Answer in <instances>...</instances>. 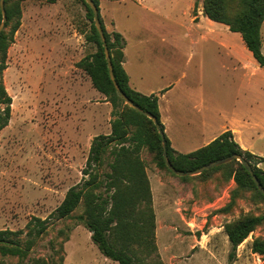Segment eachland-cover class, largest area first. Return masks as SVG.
Returning <instances> with one entry per match:
<instances>
[{
	"label": "rangeland",
	"instance_id": "obj_1",
	"mask_svg": "<svg viewBox=\"0 0 264 264\" xmlns=\"http://www.w3.org/2000/svg\"><path fill=\"white\" fill-rule=\"evenodd\" d=\"M99 5L106 29L126 38L128 55L160 53L151 65L155 75H175V82L185 71L184 81L211 84L217 108L232 114H246L257 107L254 87H264V67L258 65L240 33L203 13V0H99ZM20 6L21 24L2 72L12 105L9 124L0 132V229L12 230H26L33 216H50L68 188L83 180L95 133L111 129L106 97L91 82L86 84L90 77L76 66L96 50L87 39L90 20L83 2L22 0ZM261 35L264 52V22ZM79 76L81 83L72 84V77ZM89 112L101 119L97 130L84 129ZM107 155L100 169L102 178L110 171L112 157ZM139 156L155 216V260L264 264V254L251 250L255 237L264 238V222L233 256L224 231L227 222L242 215L264 214V201L253 191L238 189L223 169L183 179L160 169L147 148ZM95 192L106 194L104 188ZM84 212L82 203L71 217L51 218L28 257L48 258L51 264L61 258L63 264H118L99 251L90 231L75 218ZM0 261L28 263L1 253Z\"/></svg>",
	"mask_w": 264,
	"mask_h": 264
},
{
	"label": "trees",
	"instance_id": "obj_2",
	"mask_svg": "<svg viewBox=\"0 0 264 264\" xmlns=\"http://www.w3.org/2000/svg\"><path fill=\"white\" fill-rule=\"evenodd\" d=\"M21 1L5 0L7 22L5 29L0 32V132L9 124L11 118L12 97L3 83L2 72L7 66L8 48L21 24ZM81 1L90 20L87 39L95 43L96 50L81 58L76 66L90 77L93 87L110 102L111 130L107 134H97L92 138L83 169V180L68 188L63 200L49 217L42 219L33 216L27 222L26 230L0 229V253L3 256H17L22 262L27 261V264H51L48 258L32 259L28 256L38 239L47 232L52 223L51 218L71 217L76 208L83 203L85 212L76 215L75 218L91 232L92 242L105 257L118 264H163L154 258L157 253L154 237L155 216L149 181L144 163L139 156L140 151L147 148L160 169L172 171L164 161L161 136L153 120L129 105H124L123 98L116 91L110 78L103 43L93 20L92 9L85 0ZM94 1L100 11L99 0ZM203 13L213 21L226 24L231 31L240 33L258 65L264 67L261 35L264 0H203ZM100 19L119 86L134 103L155 115L164 129L157 95L143 94L129 84V76L123 65L125 47L123 34L117 30L108 31L101 14ZM1 20L0 8V22ZM165 137L168 157L177 169L194 170L211 161L237 153L250 162L264 186V170L258 165L263 158L243 149L235 141L230 130L222 132L208 144L188 153L175 150L166 133ZM106 154L110 155L112 160L109 163L110 171L105 172V177L102 178L100 169ZM222 169L233 178L238 189L253 191L264 201V194L256 186L251 174L236 159L205 170L198 176L204 177ZM190 177L193 176H182L183 179ZM100 188L105 189V195L95 192ZM263 222L264 214H246L224 225L232 248L231 256ZM23 234L27 238L23 239ZM251 250L263 255L264 238L255 237L251 242ZM63 262L64 258H61L57 264ZM0 264H3L2 261Z\"/></svg>",
	"mask_w": 264,
	"mask_h": 264
},
{
	"label": "crops",
	"instance_id": "obj_3",
	"mask_svg": "<svg viewBox=\"0 0 264 264\" xmlns=\"http://www.w3.org/2000/svg\"><path fill=\"white\" fill-rule=\"evenodd\" d=\"M126 44L125 38L123 65L129 76V84L133 89L143 94L157 95L160 119L175 150L183 153L191 152L208 144L222 132L230 130L235 141L243 149L263 158L258 165L264 170L263 85L257 84L254 87L257 101L255 109L246 114H232L217 108L216 97L211 91V84L184 81L187 77L185 71H181L175 82V75L169 73L155 75L150 71L151 65L153 59L160 58L158 56L160 53L139 52L137 56L133 57L127 54ZM82 79L80 76L78 78L72 77L71 82L72 84L81 83L80 80ZM84 81L87 85L91 82L88 79ZM177 84L179 85L178 89L173 91L174 87L178 86ZM252 100L254 101V99ZM104 103L109 115L111 110L108 102ZM219 110L222 112L220 113ZM85 117L84 129L97 130V126L100 125V117L92 112L86 114ZM97 134L99 133L96 132L95 135Z\"/></svg>",
	"mask_w": 264,
	"mask_h": 264
},
{
	"label": "water",
	"instance_id": "obj_4",
	"mask_svg": "<svg viewBox=\"0 0 264 264\" xmlns=\"http://www.w3.org/2000/svg\"><path fill=\"white\" fill-rule=\"evenodd\" d=\"M87 2V4L90 6V8L92 9L93 12V20L95 23V26L97 28V31L99 33L100 39L103 43V47H104V53H105V57H106V61H107V66H108V70H109V74H110V78L113 82V85L116 89V91L119 93V95L123 98L124 104L125 105H129L130 107L136 109L137 111H139L140 113L145 114L146 116H148L150 119L153 120L160 136H161V141H162V146H163V158L164 161L167 165V167L176 175L179 176H188V175H196V174H200L202 172H204L205 170L211 169L215 166H219L223 163L232 161L234 159L240 161L244 167L248 170V172L251 174L256 186L259 188V190L264 194V186L263 184L260 182L259 178L257 177V175L255 174L252 165L250 164V162L242 155L240 154H232L223 158H220L218 160L215 161H211L210 163H207L197 169L194 170H188V171H184V170H180L177 169L170 161L168 154H167V144H166V137H165V131L162 128L160 122L158 121L157 117L155 115H153L152 113L142 109L139 105H137L136 103H134V101L121 89V87L119 86L116 77H115V73H114V67H113V63H112V59H111V55H110V50L106 41V36L104 33V29H103V25H102V21L100 19V11L98 6L96 5L94 0H85ZM0 8L2 11V20L0 22V32H2L5 29L6 26V22H7V14H6V9H5V0H0Z\"/></svg>",
	"mask_w": 264,
	"mask_h": 264
}]
</instances>
